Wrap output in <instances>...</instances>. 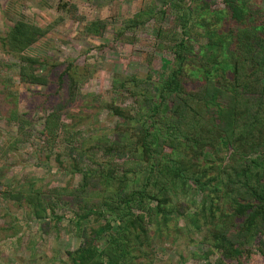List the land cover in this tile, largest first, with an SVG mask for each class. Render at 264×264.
Listing matches in <instances>:
<instances>
[{
	"label": "rangeland",
	"instance_id": "1",
	"mask_svg": "<svg viewBox=\"0 0 264 264\" xmlns=\"http://www.w3.org/2000/svg\"><path fill=\"white\" fill-rule=\"evenodd\" d=\"M236 1L238 13L226 0H0V264H74L69 252L106 219L76 214L70 191L85 172L109 169L126 172L132 188L148 182L157 190L167 183L169 200L160 211L158 199L133 204L149 227L136 260L264 264V232L235 235L231 216L232 196L243 188L236 154L264 158V0ZM17 27L21 37L14 38ZM182 38L192 50L187 68L199 82L187 78L182 96L174 104V96L168 99L171 118L161 127L172 138L161 137L148 154L137 146L142 111L151 104L145 94L159 95L178 65L172 46ZM211 43L218 47L216 67L240 85V96L229 99L233 111L223 118L203 107ZM215 77L224 79L218 72ZM212 133L224 135L222 148L213 153L207 147L189 161L192 139L202 142ZM154 159L185 160L202 180L165 181L164 166L150 176L145 167ZM107 183L86 181L84 209L93 202L108 208L102 195L118 185ZM113 205L107 215L112 227L97 234L108 251L118 246ZM153 208L158 214L150 216Z\"/></svg>",
	"mask_w": 264,
	"mask_h": 264
},
{
	"label": "trees",
	"instance_id": "2",
	"mask_svg": "<svg viewBox=\"0 0 264 264\" xmlns=\"http://www.w3.org/2000/svg\"><path fill=\"white\" fill-rule=\"evenodd\" d=\"M226 2L230 5L232 4V8L236 13H238L237 10L240 12L241 7L237 1L234 2V0H226ZM20 30L22 29L18 27L14 30V38L21 37L19 32ZM211 45L212 46L209 48L213 50V52L211 51V64L209 61H207V65L210 64V68L206 69V78H202V81H207L210 83V88L206 87V89L208 88V92L206 93L207 95L205 97L203 107H205L206 110H212L214 114L218 115L219 117L222 116L223 118L225 117V113H231L228 108L231 110L234 109L231 107L229 99L234 101L235 97L240 96V85H234V83L237 81L236 78L228 76L222 68L216 67L219 62L217 60L218 53H216L218 52V47H215L214 43H211ZM172 49L175 53V58L178 62V65L173 68L170 76H168V78L161 85L159 95L155 96L151 92H147L145 94V98H149V102L151 104L148 105V109L146 111H142L144 112V117L141 118L143 125V132L141 133L142 141L141 145L137 146L144 148L145 152L148 154H152L153 146L158 144L161 137L167 141L171 140L172 138V136L166 133L161 127V124H163L165 120L169 121L171 118L170 116H166L167 109H169L171 106L168 99L171 100V96H174V98H172V103L174 104V99L177 98L179 94L182 96L183 85L188 82L187 78L195 76L196 78H193L194 80L189 79V82H199V78L197 77L198 75L187 68V66H189L188 62H190L188 54L192 52L189 42H186V40L182 38L178 43L172 46ZM196 54L198 53L196 52L194 55ZM193 59L195 61V58ZM237 64L238 63L236 62V67L234 69L235 77L239 75V68H237ZM207 65L203 64L204 67ZM198 68L196 67V69ZM217 72L223 76V80L220 78L216 79L215 74ZM37 76L40 77L41 75L37 74ZM38 79L39 78L36 80ZM175 113L177 114L178 112L175 111ZM175 113H173V116H175ZM181 116L185 117L183 115ZM50 119H54V114L49 116V120L47 119V122L50 123ZM174 119L177 120L176 122L180 123L184 120L181 117H175ZM229 122L233 125L235 123V121L232 122V120ZM223 138V134L219 135L217 133L210 134V136L202 142L196 138H193L191 143H189L193 147L192 151H194V153L191 154V159L189 161L196 160L200 154L203 155L204 150L207 147L214 151L213 153H216L218 148H222L225 143ZM209 151H207L206 154H209ZM244 152L245 151H239L236 154L237 158L235 157L236 161L239 163V167L236 169V177L238 178L237 180L239 183L242 184L243 188H241L242 190L240 194L236 195L235 197L232 196L231 200L235 205L231 216L236 218V221L233 223V227L234 229L236 228L235 235L239 236L242 234L247 236L264 232V158L259 155L250 157L247 155L248 153ZM156 166H164L162 169H165V181H168L172 178L173 181L179 179L183 183H187V179L191 178L192 180L201 182L203 177L202 173H200L198 169L197 170L199 173L196 170L191 169L193 165L187 164L185 160H180L174 163L169 161L163 162L161 160L156 161L155 159L150 160V164L145 167L148 171V175L152 176L156 170ZM98 172L99 171H96V174L85 172L83 182L78 188L70 191L73 192V197L79 204L77 209L78 213L76 214H81L83 211L81 215L87 217L91 213L97 212L101 216L105 215L106 219L105 223H99L100 225L97 228L91 227V232L86 231L84 233V243L76 250L69 252L73 263L146 264L143 263L144 261L136 260V257L138 256L137 251L144 249V244L148 239L147 233L149 227L146 225L145 215L134 212L133 204L142 205L146 201L158 199L160 203L157 205V210L160 211V206L162 204H166L169 200L167 195V183L159 186L157 190H149L148 182L143 184V186L140 188H132L130 183L131 177L126 172L121 176L116 175L117 172L114 173V171L111 169L106 171L101 170L100 173ZM204 174H206L205 171ZM90 176L94 177L95 179H102L105 183L107 180V182H109L107 183L109 187H112L110 185L112 183L118 185L116 188L107 190L104 195H102L103 200L108 205V208H103L102 203L99 202H93L94 205H91V207L89 204L86 209H84V207L81 205L82 200L88 201L90 197L87 193H85L86 181L89 178H92ZM222 181L223 186L226 185L225 181L221 179L220 182ZM57 190H49L48 192L51 191L52 193H55ZM58 191L60 192V190ZM59 198H61L60 194H58L57 199ZM27 199L30 200L29 198ZM46 203L49 205L50 209L54 210V207L52 208L53 204L48 199ZM111 203L115 204L113 205L115 211L112 210V213L116 212L117 216L115 217L120 220L117 231L112 233L114 242L118 243V246L114 251H112V249L108 251L109 246L99 241V238L101 239V235H97L103 230L107 231L112 227L111 221H109L107 218V215L110 212L109 208ZM42 210L45 211L47 208L45 209V206H43ZM157 210L154 208L153 210L151 209L150 216L158 214ZM39 214L40 213L38 212L37 215ZM163 217L166 219L168 215L164 214ZM217 242H219L218 238ZM217 264H223V262L218 261Z\"/></svg>",
	"mask_w": 264,
	"mask_h": 264
}]
</instances>
